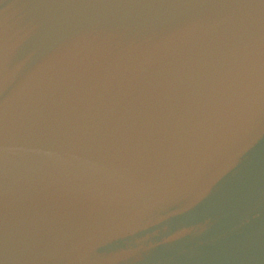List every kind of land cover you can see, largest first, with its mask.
I'll list each match as a JSON object with an SVG mask.
<instances>
[{
  "label": "water",
  "instance_id": "95a60500",
  "mask_svg": "<svg viewBox=\"0 0 264 264\" xmlns=\"http://www.w3.org/2000/svg\"><path fill=\"white\" fill-rule=\"evenodd\" d=\"M0 264H264V0H0Z\"/></svg>",
  "mask_w": 264,
  "mask_h": 264
}]
</instances>
